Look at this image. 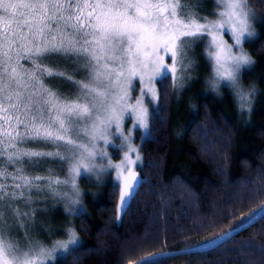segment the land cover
<instances>
[{"label":"snow or ice","instance_id":"6c2138e0","mask_svg":"<svg viewBox=\"0 0 264 264\" xmlns=\"http://www.w3.org/2000/svg\"><path fill=\"white\" fill-rule=\"evenodd\" d=\"M204 3L0 0V264H67L81 245L75 227L64 229L66 239L45 230V241L33 232L38 214L50 207L63 206L69 215L86 211L81 178L110 176L120 220L142 183L134 132L151 138V124L163 120L157 83L167 93L170 80L177 98L192 83L199 44L210 68L207 89L219 94L227 87L241 115L252 111L257 90L243 83V74L256 62L244 44L257 37L260 16L250 0H213L208 15ZM110 147L122 154L119 162ZM257 218L264 219V202L198 246L226 242ZM238 243L227 250L264 256V244ZM160 257L170 253H150L134 264H165Z\"/></svg>","mask_w":264,"mask_h":264},{"label":"trees","instance_id":"16d2710c","mask_svg":"<svg viewBox=\"0 0 264 264\" xmlns=\"http://www.w3.org/2000/svg\"><path fill=\"white\" fill-rule=\"evenodd\" d=\"M250 6L260 16L257 37L244 44L256 62L243 74V83L257 90L252 111L241 115L224 86L219 94L205 92L195 79L177 98L170 80L167 93L158 83L163 120L151 124V138L140 144L137 195L120 220L112 183L97 200L85 196L87 213L73 219L81 245L67 264H134L158 252L170 253L159 258L165 264H264L258 252L227 250L240 247L241 240L264 244L260 218L226 242L194 247L264 202V0H250ZM214 7L213 0H205L202 14ZM55 209L58 217H48L50 222L68 223L62 207Z\"/></svg>","mask_w":264,"mask_h":264},{"label":"rangeland","instance_id":"374dc122","mask_svg":"<svg viewBox=\"0 0 264 264\" xmlns=\"http://www.w3.org/2000/svg\"><path fill=\"white\" fill-rule=\"evenodd\" d=\"M255 28L257 30L256 24H255ZM257 34H258V32H257ZM224 39L228 40V42L231 43V40H230L228 34H225ZM244 48H245L246 51H248L247 48L245 47V45H244ZM194 51H195V56H196V59L198 61V65L199 66L195 69V71L193 73V76H194V80L193 81H195V79H196V83L195 84H197V86H199V87H202V90L206 92V91H209L207 89L205 81H206V79H207V77L209 75L210 68H209L208 64L206 63V61H205V59H204V57L202 55L203 52H204V45L203 44H199L198 46L195 47ZM202 70H203V73H202ZM57 84H59V82H57ZM65 86L66 85H63L64 89H66ZM156 87H157V85H156ZM64 91H70V89L69 90L67 89V90H64ZM126 125L128 127H130L131 126V122L130 121H126ZM144 139H141V130H136L134 132L133 142H134L135 145L139 146V148H140L141 142ZM118 142L119 141H117V143ZM49 150H51V149H49ZM109 152L112 155L113 161L114 162H119V160L121 159V155L122 154L117 153L111 147L109 148ZM140 155H141V151H140ZM141 158H142V155H141ZM142 163H143V158H142L141 163H138L137 166H136V171L138 173H139L140 167L142 166ZM55 165L56 164H54V166ZM57 166H59V165H56L54 168H56ZM61 175H63V173H61ZM110 175L114 176L115 173L113 172ZM109 182L114 185V181L110 178V176L104 177L99 182H97L94 177L91 179V182L89 181V179H84V178L79 179V186H80V189H81V191L83 193V196H82L83 209L86 210V211L83 212V214L87 213V211H88L87 204L84 202V197L85 196H90V197L94 198L95 200H97L98 198L101 197L103 187L106 184H108ZM118 197H119V192H118L117 201H116V205H115L116 217H117ZM61 207H62L63 212L67 215V217L69 219L68 223H66V224L63 223L62 225H59L58 223H55L53 221L50 222V220H49L50 218H48V217H50V216L54 217V218L58 217L57 216L58 213L56 211L57 209H55V207H50L49 211L47 212V214H43V213L38 214L39 224L36 226V228H35V230L33 232V235H38L39 239L47 241L48 237L46 235L45 230H51V231L55 232V235L52 236V239H54V240L55 239H66V236L64 235V229L66 227H68V226L75 227L73 219H74V216H77L78 214L74 213L72 215H69V214H67L64 211L63 206H61ZM80 241H81V238H80ZM194 247H203V246H198V243H197Z\"/></svg>","mask_w":264,"mask_h":264},{"label":"water","instance_id":"95a60500","mask_svg":"<svg viewBox=\"0 0 264 264\" xmlns=\"http://www.w3.org/2000/svg\"><path fill=\"white\" fill-rule=\"evenodd\" d=\"M239 231V230H238ZM196 248H204V247H196Z\"/></svg>","mask_w":264,"mask_h":264}]
</instances>
